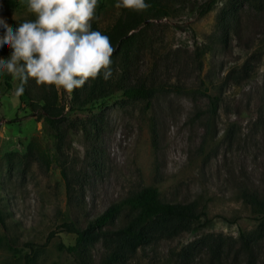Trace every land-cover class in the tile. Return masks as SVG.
I'll use <instances>...</instances> for the list:
<instances>
[{"label":"rangeland","instance_id":"1","mask_svg":"<svg viewBox=\"0 0 264 264\" xmlns=\"http://www.w3.org/2000/svg\"><path fill=\"white\" fill-rule=\"evenodd\" d=\"M118 2L99 0V30L139 13ZM204 2L141 11L108 81L68 93L32 79L22 98L18 80L0 72V264H99L110 240L69 252L62 244L75 233L62 222L84 226L143 186L197 202L209 221L201 215L117 264H264V234L252 258L240 245V233L256 234L261 219L239 197L243 187L264 193V0H214L200 14ZM0 16L13 29L35 19L24 0H0ZM11 51L0 47V58ZM142 82L148 97L122 94ZM210 96H218L214 113ZM47 110L54 123L40 115ZM211 244L221 247L216 263Z\"/></svg>","mask_w":264,"mask_h":264},{"label":"clouds","instance_id":"2","mask_svg":"<svg viewBox=\"0 0 264 264\" xmlns=\"http://www.w3.org/2000/svg\"><path fill=\"white\" fill-rule=\"evenodd\" d=\"M34 20H24L13 29L0 16V47L10 56L0 58V72L19 81L17 97L34 79L37 85L58 86L68 93L82 88L89 80L113 76L111 40L92 29L98 19L99 0H24ZM116 7L141 12L150 5L145 0H119Z\"/></svg>","mask_w":264,"mask_h":264},{"label":"trees","instance_id":"3","mask_svg":"<svg viewBox=\"0 0 264 264\" xmlns=\"http://www.w3.org/2000/svg\"><path fill=\"white\" fill-rule=\"evenodd\" d=\"M165 1L169 2L171 0H145L150 5L148 8L150 10L169 7ZM213 4L214 0H205L199 8V13H206L213 7ZM125 17L124 19H119L107 31L99 30L95 20L92 22V29L108 36L115 51L121 50L128 40L126 37L128 29L135 27L139 23H143L145 20L142 12H139L133 18V22L126 25L125 23L129 16ZM4 75L6 76L5 73ZM99 79L103 81L102 75ZM31 80L27 84L32 83ZM97 82L98 79L93 80V83ZM7 84L11 85L8 81ZM30 91L27 85H25V91L20 97L26 96L30 98ZM151 92L152 87L145 85L143 82L128 85L122 90V94L129 98H146ZM40 97L38 96L37 98ZM217 101L218 96H210V105L213 113L216 111ZM62 107H64V104H62ZM40 115L49 123H54L55 121L54 115L48 112V110L43 111ZM239 197L260 214L261 221L256 234L255 232L250 234L240 233V245L252 258L257 237L260 234H264V193L256 189L243 187L240 190ZM196 203L195 201L166 200L160 197L156 187L143 186L128 192L119 200L112 202L102 212L89 219L84 226L76 225L71 221L62 222L64 229L75 233L74 243L68 245L62 244V247L69 252L86 254L85 247L88 244L97 238L105 237L110 240V247L106 255L101 258L99 264H117L118 262H123L138 247L150 241L175 234L183 228H190L200 219L201 215L205 218L200 223L208 222L209 219L197 209ZM0 222L4 224L1 216ZM220 248L219 244H211L210 259L214 263L220 259Z\"/></svg>","mask_w":264,"mask_h":264}]
</instances>
